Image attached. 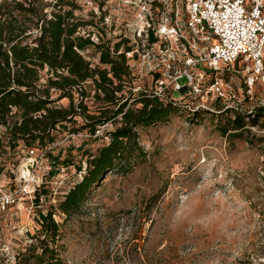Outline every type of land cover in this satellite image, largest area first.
<instances>
[{
    "label": "rangeland",
    "instance_id": "rangeland-1",
    "mask_svg": "<svg viewBox=\"0 0 264 264\" xmlns=\"http://www.w3.org/2000/svg\"><path fill=\"white\" fill-rule=\"evenodd\" d=\"M17 1L48 16L60 6L72 9L76 20L86 22L79 34L99 31L103 44L111 40L107 46L115 51L116 30L104 33L93 25L101 20L94 12L106 4L103 0H59L56 7V0ZM83 55L92 67L101 66L96 47ZM162 79L159 85L155 76L131 70L124 100L134 106L138 93L154 92L176 104L178 112L165 124L139 128L145 158L128 173L109 172L79 213L68 218L57 206L82 177L77 166L85 168L87 154L109 141L106 132L117 123L100 125L95 134L82 127L81 117L67 129L59 127L47 150L73 163L56 169L43 149L22 141L12 149L0 125V264H18L23 253L31 258L27 264H36L29 249L40 250L33 236L40 211L48 210L60 225L57 247L64 264H264V121L247 123L240 138L233 131L223 135L229 112H216L211 100L202 106L200 96L174 91L169 78ZM85 87L84 103L90 113L98 112L92 82ZM68 103V98L55 102ZM41 186L47 194L36 198ZM3 202H9L4 209Z\"/></svg>",
    "mask_w": 264,
    "mask_h": 264
},
{
    "label": "trees",
    "instance_id": "trees-1",
    "mask_svg": "<svg viewBox=\"0 0 264 264\" xmlns=\"http://www.w3.org/2000/svg\"><path fill=\"white\" fill-rule=\"evenodd\" d=\"M85 25L86 22L76 20L72 9L63 10V6L48 16L32 3L25 6L17 0L0 2V125L5 127L9 146L15 149L22 141L28 148L43 149L56 169V165L73 163L70 158L61 160L60 153L53 155L47 150L54 143V132L59 127L67 129L68 123H76L75 118L81 117L82 127L95 134L98 126L117 123L114 130L106 132L109 141L95 153L87 154L85 168L77 166L78 171H83L82 177L57 206L66 218L79 213L109 172L128 173L139 159L145 158L139 128L165 124L178 112L172 101H164L147 91L138 93L135 105L129 106L124 100V82L130 79L131 70L125 55L117 53L119 44L112 53L106 44H93L89 37L79 34L78 29ZM89 47L100 51L101 66L92 67L84 57L83 52ZM88 81L92 82L93 96L100 103L95 113H90L84 103L89 96L85 89ZM131 88L130 85V95ZM62 98L69 99L67 106L55 104ZM260 118V115L248 119L238 115L228 119L222 134L230 135L229 131H233L231 135L240 138L247 123L254 125ZM47 191L41 186L36 198ZM54 214V210L39 213L40 228L33 237L40 250L29 249L36 264H64L57 247L60 225ZM29 259L23 253L18 264H27Z\"/></svg>",
    "mask_w": 264,
    "mask_h": 264
},
{
    "label": "built area",
    "instance_id": "built-area-1",
    "mask_svg": "<svg viewBox=\"0 0 264 264\" xmlns=\"http://www.w3.org/2000/svg\"><path fill=\"white\" fill-rule=\"evenodd\" d=\"M103 1L93 25L116 30L117 53L130 70L155 76L159 85L166 76L174 91L197 94L202 106L211 100L232 119L264 121V0ZM97 33L86 35L103 44Z\"/></svg>",
    "mask_w": 264,
    "mask_h": 264
}]
</instances>
